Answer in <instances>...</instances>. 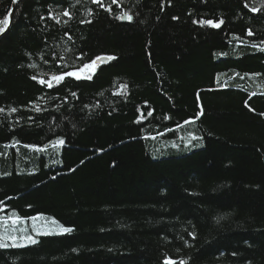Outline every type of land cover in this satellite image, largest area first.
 Masks as SVG:
<instances>
[{"label": "trees", "instance_id": "obj_1", "mask_svg": "<svg viewBox=\"0 0 264 264\" xmlns=\"http://www.w3.org/2000/svg\"><path fill=\"white\" fill-rule=\"evenodd\" d=\"M101 3L0 0V264H264V0Z\"/></svg>", "mask_w": 264, "mask_h": 264}, {"label": "snow or ice", "instance_id": "obj_2", "mask_svg": "<svg viewBox=\"0 0 264 264\" xmlns=\"http://www.w3.org/2000/svg\"><path fill=\"white\" fill-rule=\"evenodd\" d=\"M13 2L15 3L16 2V0H13ZM95 2H97V3H100L101 4V7H103V4L101 3V0H95ZM112 2L113 3H116L117 2V0H112ZM256 9H253V11H255ZM65 15H67V13H65ZM125 15H127V14H125ZM128 19H131V17L130 16H128L127 17ZM9 18L6 16L4 19H3V21L2 22H0V23H2L3 25H4V27H0V33H2V32H4L5 31V28H6V26L9 24ZM203 23H205V24H208V25H211V26H213V27H219V23H215L214 21H212V20H206V21H203ZM249 34H251V33H249ZM104 58L103 57H96L94 60H92L91 61V64H87V65H84V68L85 69H88V68H93V70L95 69V67H98V61H102ZM110 59V58H109ZM76 76L78 79L80 78L79 77V75H77V73H75V72H65L63 75H53L52 77H51V80L52 81H54V82H57V83H59L60 81H62L63 79H64V76ZM34 79H35V77H34ZM42 84L43 83H45V81L44 80H41L40 81ZM49 87H51L52 86V84L51 83H49V85H48ZM74 95V94H73ZM186 123H187V121H186ZM60 143H63V141H60ZM32 219H36L35 217H33ZM53 223H55V221H53ZM72 231V229L71 228H66V227H61V232H71ZM13 239H15V237H12ZM27 240H28V242L29 243H32V244H35V243H37V241L35 240V239H33V238H31V237H27ZM7 245H5V244H3V243H0V247H6ZM165 264H174V261H172V260H170V259H166L165 260ZM181 264H184V262L183 261H181Z\"/></svg>", "mask_w": 264, "mask_h": 264}, {"label": "rangeland", "instance_id": "obj_3", "mask_svg": "<svg viewBox=\"0 0 264 264\" xmlns=\"http://www.w3.org/2000/svg\"><path fill=\"white\" fill-rule=\"evenodd\" d=\"M72 72L77 73V75H79V77L89 76L93 72V68H88V69L82 68L80 70H76V71H72ZM74 77H76V76H74Z\"/></svg>", "mask_w": 264, "mask_h": 264}, {"label": "water", "instance_id": "obj_4", "mask_svg": "<svg viewBox=\"0 0 264 264\" xmlns=\"http://www.w3.org/2000/svg\"><path fill=\"white\" fill-rule=\"evenodd\" d=\"M105 61H106V59H103L102 61H98V62H105ZM98 62H97V63H98Z\"/></svg>", "mask_w": 264, "mask_h": 264}]
</instances>
